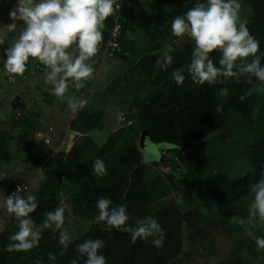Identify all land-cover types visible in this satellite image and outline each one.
<instances>
[{"label":"trees","instance_id":"obj_1","mask_svg":"<svg viewBox=\"0 0 264 264\" xmlns=\"http://www.w3.org/2000/svg\"><path fill=\"white\" fill-rule=\"evenodd\" d=\"M202 2L205 0H116L114 8L119 3V11L105 20L93 65H99L104 52L106 55L109 52L110 60H113L110 69L126 67L125 74L114 75L116 80L109 83L113 89L108 86L107 92L96 94L100 92L97 89L94 93L98 98L115 102L113 108L118 111L112 115L116 121L115 115H121L124 119L121 124L126 127L112 134L105 144H98L92 138L95 134L97 139L99 132L109 124L106 106L95 104V95L91 96L93 101L79 109L68 122V129L78 133L70 149L55 152L47 161L51 148L44 138L37 139L36 135L48 136L53 134V129L42 124L40 114L25 108V100L13 108L6 123L9 128L0 114V172L19 155L29 164L18 174L16 182L5 185V198L17 186H24L28 169L40 167L41 180L37 188L28 192L38 203L30 214L35 224L40 225L46 212L65 202V229L69 215L91 225L89 231L71 239L62 253L58 235L47 229H42L41 239L33 249L8 252L4 250L9 243L8 237L18 230L17 222L10 216L0 228V264H35L37 260L41 264H71L73 259L84 264L85 258L75 251L76 245L85 239L97 238L104 242L100 252L107 264H172L189 248L204 256L206 262L264 264V249L255 243L257 237L264 238V223H248L252 202L249 184L264 172V84L255 78H252L253 83H246L243 77L239 81L230 79L213 85L207 82L199 85L191 80L187 66L194 43H180L171 32V21ZM239 2L240 9L249 11L246 26L259 42L260 50L264 51V0ZM21 30L18 28L5 35V43L0 46L1 72L4 70L3 48ZM112 40L116 47H112ZM168 46L174 49L173 60L166 70H162L161 52ZM209 55L214 64L220 59L218 50ZM176 69L184 70L185 79L179 86L172 77ZM42 70L44 66L30 58L22 76L6 74L5 82L18 83L30 77L33 71L41 74ZM8 77L13 80L8 82ZM221 88L227 90V96H221ZM109 91L113 94H107ZM72 93L86 99L90 97L87 85L79 91L72 90ZM241 96L245 97L243 101ZM41 98L44 103L51 104L56 97L45 90ZM218 104H222L219 113L215 111ZM235 123L254 131L250 141L240 146L243 162L248 168L242 176L227 178L228 174H220V179L210 180L197 197L199 194L194 193L197 181L212 178L216 169L211 160L193 157L194 154L182 166L183 172L173 169V172L164 173L158 169L147 176L144 147L138 146L142 131L147 132L145 139L153 145H165L167 150L173 151L194 145L198 151L207 147L209 137L216 143L223 141L224 134ZM96 158L105 164L103 176L91 172ZM150 165L157 167L156 163ZM184 184L185 187L180 189L179 186ZM100 197L111 199L115 205L126 206L127 223L132 226L137 219L154 216L165 233L164 245L156 249L151 237L147 240L138 238L133 243L128 233L97 222L94 219L97 215L95 204ZM3 214L0 210V219ZM214 231L227 236L229 248L224 257H219V247L210 236ZM50 253L55 260L48 259Z\"/></svg>","mask_w":264,"mask_h":264},{"label":"clouds","instance_id":"obj_2","mask_svg":"<svg viewBox=\"0 0 264 264\" xmlns=\"http://www.w3.org/2000/svg\"><path fill=\"white\" fill-rule=\"evenodd\" d=\"M116 0H16L9 11L12 23L2 26V30L13 33L16 21L23 22L18 35L13 36L7 47L3 48V68L8 74L22 76L30 58L44 66V83L51 85L46 90L58 100L66 102L72 112L83 108L87 99L69 92L70 86L79 91L85 83L94 78V57L102 41L105 20L118 10L114 8ZM239 0H205L183 15L172 18V34L194 43L187 72L191 80L199 85H209L244 78L246 83H253L252 78L264 84V51L259 42L250 34L246 21L240 17ZM5 40L0 35V46ZM214 50L220 53V59L214 64L209 55ZM174 51L168 46L162 49L160 67L166 70L172 63ZM183 69L172 72L175 83L179 86L185 79ZM221 96H227V90L220 89ZM247 95V93L245 94ZM244 96L240 99L243 101ZM222 112V104L215 108ZM91 172L96 176L106 174L102 159L96 158ZM252 202L248 211V223H264V172L255 182L249 184ZM38 207L36 197L31 194L7 195L0 201V210L10 215L18 225V230L8 237L9 243L4 250L29 251L36 247L41 239L42 229L58 235L61 253L71 243V237L64 228V208L57 207L44 214L40 225L31 217ZM97 215L94 219L107 227L128 233L134 243L138 238H152V246L160 249L164 245L165 233L154 216L137 219L135 226L127 223L129 215L124 205H115L107 197H100L95 204ZM256 246L264 249V238L257 237ZM104 242L101 239H85L76 245L75 251L84 257V264H107L101 254ZM49 254V260H55ZM35 264H41L40 260ZM71 264H78L73 259Z\"/></svg>","mask_w":264,"mask_h":264},{"label":"rangeland","instance_id":"obj_3","mask_svg":"<svg viewBox=\"0 0 264 264\" xmlns=\"http://www.w3.org/2000/svg\"><path fill=\"white\" fill-rule=\"evenodd\" d=\"M118 1V0H117ZM16 3V0H0V35L3 36L4 40L6 39V30H2V26H6L13 21L9 18V11L13 8V5ZM117 9L119 11L120 5L117 3ZM248 10L240 9V17L242 20H246L248 15ZM259 15V13L257 14ZM23 28L22 21H16V29ZM191 41L190 39L185 38L184 40H179L180 43H186ZM111 56L109 52H104L101 57V62L99 65L94 68V78L87 81L85 85L88 86V94L90 97L87 98L88 103L92 102V95H95L96 99L93 101L95 104L99 106H106L107 109V118L109 119L108 127H106L103 131L99 132V136L96 139L95 134L92 135V138L98 144H105L108 141V138L114 135L116 132H121L126 125L121 124V118L116 121V118L112 114H114L118 109H114L113 105L115 102H108V98H98L96 94H102V92H107V87L110 86V89H113V86L109 83L113 82L115 79V74L121 76L125 74L124 69H110L113 64V60H110ZM35 64V63H34ZM35 68H38L37 65H34ZM4 70L0 71V114L4 121V123H8L9 116L13 111V108L18 107L21 103L26 101L25 108H31L32 111H37L40 115V121L44 125H49L53 129V134H49L48 136L44 134L36 135L37 139H45L48 140L47 145L51 148L50 154L47 156L45 161L49 160L51 156L59 151L64 150L68 151L73 143V140L78 133L70 131L68 129V122L72 120L76 112H72L69 110L66 102L59 101L55 98L51 104H46L42 101L41 93H43L48 86L44 83V70H42L41 74H37L35 71L32 72V75L21 82H13L8 84L5 82L6 75ZM37 75V76H36ZM98 89V90H97ZM72 90L74 91V86H70L69 92L71 94ZM95 90L99 91L98 93ZM113 91V90H112ZM112 91H109L107 94H113ZM96 94H95V93ZM74 95V94H73ZM17 98H21L17 101ZM25 100V101H24ZM35 100L34 104L33 101ZM17 101V102H16ZM112 107V108H111ZM115 110V111H114ZM115 117H117L115 115ZM6 128H9L8 124L5 125ZM223 141L220 143H216L213 141L212 137L207 138L209 143L207 147L203 150L195 151L194 145H187L181 151H173L167 150L168 148L165 145H153L148 142L147 139L144 140L143 143V162L147 164V176L151 175V173H156L159 169L164 173L173 172L174 170L183 172L182 166L185 164L188 158H190L191 154L194 156H201L208 158L212 161L214 168L216 169L214 175L211 177H206L204 180H198V187L195 189L194 193L199 194L200 190H203V186L206 185L213 178L220 179V174L227 175V178H233L236 176H242L246 170L247 166L243 162V151L242 146H245V142H249L250 139L254 136V131L252 129H246L244 125H240L239 123L231 124V127L228 128L226 133L224 134ZM54 138V140L52 139ZM244 139V142L242 141ZM56 144V145H55ZM241 146V147H240ZM224 148V149H223ZM223 149V150H222ZM160 156L163 157V161L160 160ZM166 158V159H165ZM165 159V160H164ZM193 158H191L192 161ZM189 161V160H188ZM155 164L156 166L150 165ZM192 162H190L191 164ZM29 164L26 163L25 158L22 155L16 156L13 158L12 162L6 167V170L0 172V199H5V195L7 193V188L5 187L8 183H13L17 181L18 174L21 173L25 168H28ZM174 169V170H173ZM26 177V183L24 186L27 187V191L24 192L21 196L23 197L26 193L30 191V189L34 190L37 188V184L40 182V167L28 169ZM187 186V184H186ZM183 186H179L180 189H183ZM200 197V194L197 195ZM60 207H63L64 210L67 211V205L65 202H62ZM10 218V215L4 213L0 219V228L4 226L6 221ZM68 224L67 229H65L70 235L71 239L78 238L83 233L89 231L91 229V225L87 222L76 221L70 215L67 217ZM217 243L219 247V257H224L229 248V242L227 240L226 235H221L218 232L214 231L210 234ZM172 264H218V260L205 261L204 256L200 253H196L193 251V248H189L184 254H182L179 259H177Z\"/></svg>","mask_w":264,"mask_h":264},{"label":"built area","instance_id":"obj_4","mask_svg":"<svg viewBox=\"0 0 264 264\" xmlns=\"http://www.w3.org/2000/svg\"><path fill=\"white\" fill-rule=\"evenodd\" d=\"M116 8H118L117 6H116ZM118 12V10L115 12V13H117ZM117 30V26H115L114 27V32ZM114 34V33H113ZM114 40V39H113ZM113 40H112V47H116V44H115V42H113ZM13 79L11 78V77H8V82H11ZM118 117V119H122L121 121L123 122L124 121V119H123V117L121 116V115H118L117 116ZM45 142L46 143H48V140H45ZM16 191V194H24V192L25 191H27V187L26 186H17L16 188H15V190H13V191H11L10 193H9V195H11L13 192H15Z\"/></svg>","mask_w":264,"mask_h":264},{"label":"water","instance_id":"obj_5","mask_svg":"<svg viewBox=\"0 0 264 264\" xmlns=\"http://www.w3.org/2000/svg\"><path fill=\"white\" fill-rule=\"evenodd\" d=\"M146 137H147V132L146 131H142L141 134H140L139 140H138V146L140 148H142V149H143V143H144V140H145ZM160 157L161 158H160L159 161H163V157L162 156H160Z\"/></svg>","mask_w":264,"mask_h":264},{"label":"crops","instance_id":"obj_6","mask_svg":"<svg viewBox=\"0 0 264 264\" xmlns=\"http://www.w3.org/2000/svg\"><path fill=\"white\" fill-rule=\"evenodd\" d=\"M96 66V65H95Z\"/></svg>","mask_w":264,"mask_h":264}]
</instances>
